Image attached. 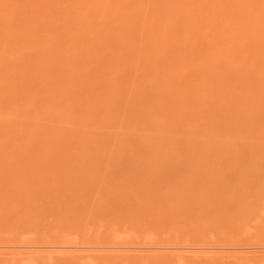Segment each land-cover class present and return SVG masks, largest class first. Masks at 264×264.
<instances>
[{"label": "bare ground", "instance_id": "6f19581e", "mask_svg": "<svg viewBox=\"0 0 264 264\" xmlns=\"http://www.w3.org/2000/svg\"><path fill=\"white\" fill-rule=\"evenodd\" d=\"M3 240L264 264V0H0Z\"/></svg>", "mask_w": 264, "mask_h": 264}, {"label": "rangeland", "instance_id": "374dc122", "mask_svg": "<svg viewBox=\"0 0 264 264\" xmlns=\"http://www.w3.org/2000/svg\"><path fill=\"white\" fill-rule=\"evenodd\" d=\"M3 241H4L5 244H6V242L8 243V241H6V240H3ZM3 241H2V243L0 242V247H2V248H4V249H7V250H9V249L11 250V249H13V248L15 249L16 245L14 246V245H13L14 243H12V246H10V244H9L10 242H9L8 244H6L5 247H3V246L5 245V244H3ZM5 241H6V242H5ZM31 243H32V245H35L34 242H31ZM31 243L29 242V244H28L29 246H27V245L25 244L24 247H25V246H26V247H32V246H30ZM1 244H2V245H1ZM7 245H8V247H7ZM9 246H10V247H9ZM6 247H7V248H6ZM11 247H12V248H11ZM8 248H9V249H8Z\"/></svg>", "mask_w": 264, "mask_h": 264}]
</instances>
